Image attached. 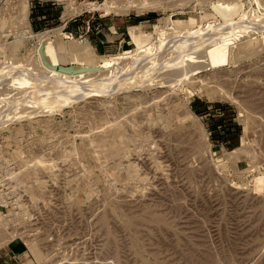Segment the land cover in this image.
<instances>
[{
    "label": "rangeland",
    "instance_id": "rangeland-1",
    "mask_svg": "<svg viewBox=\"0 0 264 264\" xmlns=\"http://www.w3.org/2000/svg\"><path fill=\"white\" fill-rule=\"evenodd\" d=\"M55 1L62 24L38 31L32 0H0V264H264V4L115 0L123 10L106 14L105 0ZM221 2L233 18L214 8ZM111 20L148 34L151 53L88 71L136 48L131 34L115 45ZM103 32L108 53L84 43L85 54L63 59L55 44L95 46ZM231 36L258 39L261 52L203 66ZM198 101L230 109L242 136L245 113L242 148L233 151L242 136L214 145ZM14 241L26 249L12 258Z\"/></svg>",
    "mask_w": 264,
    "mask_h": 264
},
{
    "label": "bare ground",
    "instance_id": "bare-ground-1",
    "mask_svg": "<svg viewBox=\"0 0 264 264\" xmlns=\"http://www.w3.org/2000/svg\"><path fill=\"white\" fill-rule=\"evenodd\" d=\"M257 1V0H256ZM259 1V3L262 5V4H264V0H258ZM25 3V2H24ZM28 3V2H27ZM27 3H25V4H27ZM24 4V6H26ZM28 5V4H27ZM214 5H216V6H214V8L215 9H217L221 14L220 15H223V16H225V17H234L233 16V14H231V10H230V8L225 4L224 5V2H223V4H222V2H221V4L220 5H218V4H214ZM231 5V4H230ZM259 5V4H258ZM133 6V5H132ZM131 6V7H132ZM23 7V6H22ZM129 7V6H128ZM128 7H126V8H128ZM134 7V6H133ZM142 7V6H141ZM141 7H139V5H138V7L137 8H139L140 9V11H142L141 10ZM155 7V6H154ZM260 7V6H259ZM97 8H99V9H101V8H104L106 11V14H110V13H112L113 12V10H115V12H117V13H121V11L123 10V9H119L120 7L118 6V7H116V5H115V0H105L102 4H100ZM115 8V9H114ZM118 8V9H117ZM122 8V7H121ZM25 9H27V7L25 8ZM124 9H125V7H124ZM139 9H138V11H139ZM234 9H236V8H234ZM234 9H233V11H234ZM67 10V9H66ZM126 10V9H125ZM144 10V9H143ZM68 11V10H67ZM236 11V10H235ZM20 12V11H19ZM21 12H22V10H21ZM127 12H128V10H127ZM65 13L66 14H68L66 11H65ZM122 13H124V12H122ZM236 13V12H235ZM21 14V13H20ZM66 14H64V17H65V15ZM22 15H23V18L25 19V20H27L28 22H29V11L27 10V11H25L24 9H23V12H22ZM232 15V16H231ZM172 18V17H171ZM20 19H21V16H20ZM227 20V19H226ZM229 20H231V18H229ZM169 22H170V18H169ZM169 22H167V25L169 24ZM25 23V22H24ZM171 23V22H170ZM29 24H30V22H29ZM164 25H165V23H164ZM166 25V26H167ZM173 26V25H172ZM175 26V25H174ZM60 28V27H59ZM163 29V28H162ZM161 29V30H162ZM59 30H61V28L59 29ZM58 29H53V30H48V31H44V35L46 36V35H51V34H57V33H59L58 31H59ZM164 30H165V28H164ZM133 31V30H132ZM133 36H134V40L133 41H135V45H136V48L135 49H133V51L132 52H127L126 50L123 52V53H121L120 55H112V56H109V57H104L103 59H101L100 61H97V62H95L94 64H92V65H87V66H83V67H85L86 69H88V71L89 70H91V71H101V72H103V71H110L111 69H113V68H115L116 66H118V64L121 62V60H123V58L124 57H129L130 55H133V56H137V55H140V54H143V52L144 53H146V50L148 51L149 50V48H151L150 46H149V44L147 45L146 44V41L148 40V38H149V35L148 34H145V35H139V34H137L136 32H133ZM145 37H147V38H145ZM241 37V36H240ZM239 37V41L241 40V38ZM245 37V36H244ZM243 37V38H244ZM229 39L230 38H232V36L231 37H228ZM227 38V39H228ZM246 38H248V36L246 37ZM257 38V37H256ZM225 39V38H224ZM224 39H223V42L221 43V41H220V44H215L214 46L215 47H213V46H211V47H213V48H210V51H209V57L208 58H206V60L208 59V63L206 62V60H204L205 62H206V64L207 65H205V63H204V65L203 66H205V67H209L210 69L211 68H216V69H218V68H221V67H224V66H226V65H228V64H230V63H236V62H238L239 60H241V59H243V58H245V57H247L248 55H256L258 52H261V51H256L254 48H255V45H256V40H258V39H256V40H254V38L252 39V38H248V39H246L245 41H241L240 43H236L235 45H232V44H234L235 43V39H237L238 40V37H234L233 36V38L232 39H230L229 41H224ZM234 39V41H231V40H233ZM58 42H56L55 44H64L65 45V51L62 53V55H60L61 57H63V59H64V57H66L67 55H72V56H77V57H79L80 55H83V54H85L86 53V49H85V46L83 45V42L81 41V40H79V39H73V40H68V41H64L62 38H60V39H56ZM52 44H53V42H52ZM152 44V43H151ZM155 44V43H154ZM152 46V45H151ZM150 51V50H149ZM148 51V52H149ZM147 52V53H148ZM207 52V51H206ZM149 53H151V52H149ZM208 54H206L207 56H208ZM188 58H189V56H187ZM187 57L185 58L187 61H188V59H187ZM191 58H189L190 60V62L191 63H195V57L193 56H190ZM192 58L194 59V60H192ZM57 60H59L58 58H56ZM184 59V60H185ZM60 61V60H59ZM190 62H185V63H190ZM197 62V61H196ZM188 65H190V64H188ZM192 65H194V64H192ZM195 66V65H194ZM194 66H190V68L192 67H194ZM200 66H201V63H200ZM201 67L202 68V70H204V67ZM198 67H199V65H198ZM197 67V68H198ZM189 67H188V70L190 69ZM195 68V67H194ZM206 68V69H207ZM196 69V68H195ZM195 69L194 70H192L191 72L193 73L192 75H194V72H197V71H195ZM209 69V70H210ZM198 70V69H197ZM202 70H200V71H202ZM215 70V69H214ZM85 71V70H84ZM87 71V70H86ZM189 72V71H188ZM190 73V72H189ZM216 73V72H215ZM197 74H198V72H197ZM218 75V74H217ZM221 76V75H220ZM214 77V76H213ZM217 77V76H216ZM215 77V78H216ZM222 77V76H221ZM220 77V78H221ZM214 78V79H215ZM219 78V77H218ZM225 78V77H224ZM217 79V78H216ZM199 81V80H198ZM196 82V81H195ZM209 84V83H208ZM207 89L204 91V92H202L201 94L202 95H206L208 98H209V100H216V99H219V98H221L219 95V97H217V93L216 92H214V93H216V95L215 94H213V90L210 92L209 90H208V87H206ZM215 88V87H214ZM217 88V87H216ZM208 90V91H207ZM215 91V90H214ZM220 91V90H219ZM226 91V90H225ZM222 93H223V91H222ZM225 93V92H224ZM200 94V95H201ZM218 94H221V93H218ZM225 94H227V96L226 97H228V98H232V97H230V95L231 96H233L232 94H231V91L229 92V93H225ZM228 94H230V95H228ZM225 95H223V97H224ZM244 112V111H243ZM241 115L242 116H244V118L242 119V121L243 122H241V123H244L245 124V131H244V134H243V136H242V143H241V145H240V147H237V148H235L233 151L235 152V151H237V150H239L240 148H242V146L247 142V140H248V138H249V123H248V121L247 120H249V119H247L246 118V115H245V113H241Z\"/></svg>",
    "mask_w": 264,
    "mask_h": 264
},
{
    "label": "crops",
    "instance_id": "crops-1",
    "mask_svg": "<svg viewBox=\"0 0 264 264\" xmlns=\"http://www.w3.org/2000/svg\"><path fill=\"white\" fill-rule=\"evenodd\" d=\"M62 12V7L59 6L55 0H32L31 23L34 30L39 31L62 24ZM65 24H70L67 32L72 35L78 34L75 30V23L68 22ZM120 24L119 21L113 22L111 20L107 25L110 32H113V28L118 32V36H115V40L119 41L115 42V45H123L126 42V36H128V34H131L134 40L133 32H135V26H127V29H124L123 32H119L118 29L122 30ZM112 42L113 41L109 40L103 32V37L96 38L95 46L94 44L91 45L89 41L83 42V44L85 43L98 54V52H110L115 46ZM133 42L135 43V41ZM195 108L199 115L208 120L207 126L215 146L224 148L225 146L236 147L239 144V140L241 141L242 136V127L240 122L237 121L235 113H232L230 109L225 107L217 108L215 105L203 103L202 101L195 103ZM25 249L26 244L23 241H14L8 244L5 253L13 258L14 255L24 253Z\"/></svg>",
    "mask_w": 264,
    "mask_h": 264
}]
</instances>
